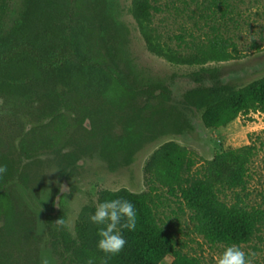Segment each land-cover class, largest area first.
I'll use <instances>...</instances> for the list:
<instances>
[{"label":"trees","instance_id":"16d2710c","mask_svg":"<svg viewBox=\"0 0 264 264\" xmlns=\"http://www.w3.org/2000/svg\"><path fill=\"white\" fill-rule=\"evenodd\" d=\"M157 10L151 0H133L131 9L155 54L189 65L236 57L234 42L222 35L190 55L160 41L151 26ZM220 75L203 66L194 72L197 85L184 92L182 106L200 112L207 128L264 112V77L238 86ZM191 128L185 112L172 104L167 80L136 62L120 0H21L8 27L0 14V165L6 169L0 174V264H40L36 217L19 205L15 184L39 195L47 169L75 176L79 163L94 156L115 172L131 165L145 145ZM255 151L252 144L230 147L194 171L196 151L175 141L161 144L144 167L145 191L99 195L123 197L137 211L136 229L125 230V248L110 258L95 247L96 229L87 220L92 205L81 209L72 234L65 225V195L54 189L45 216L52 251L60 264H86L89 258L94 264H162L167 256L173 257L169 264H204L178 246L160 218L161 188L190 211L195 231L208 243H248L264 224V196L254 207L239 195L232 203L222 195L245 189Z\"/></svg>","mask_w":264,"mask_h":264},{"label":"rangeland","instance_id":"374dc122","mask_svg":"<svg viewBox=\"0 0 264 264\" xmlns=\"http://www.w3.org/2000/svg\"><path fill=\"white\" fill-rule=\"evenodd\" d=\"M158 7L153 12L152 27L167 43L182 54L197 52L215 36L230 38L237 49L234 59L226 62H208L204 65L179 64L152 52L140 31L131 9L133 0H120L123 19L130 29L131 51L136 62L153 75L167 80L172 91V104L181 108L187 115L191 129L180 135L164 136L141 149L133 163L115 172L108 170L106 163L98 156L85 158L79 163L75 176L62 174L56 167L47 169L45 181L39 195L15 184L18 203L25 206L36 217L37 232L42 237L40 264H60L53 253L45 227V216L50 212L52 192L58 189L65 195L67 204L66 228L74 233V227L81 209L92 205L103 190L127 188L133 192L147 189L144 167L147 160L161 144L175 141L193 149L198 154V164L212 159L216 153L230 147L248 144L255 146V155L249 164L245 189L227 190L222 197L229 203L237 200V195L248 205L259 207L264 196V112H251L240 115L227 126L207 128L201 113L195 109H185L181 104L184 92L197 85L192 74L202 66L219 69L220 80L234 82L238 86L264 77V0H151ZM5 9L3 24L10 26L12 18L21 5V0H0ZM231 49V48H230ZM210 84V81H205ZM49 155H42L43 159ZM158 203L159 216L174 233L178 246L186 253L199 257L204 264H213L212 257L226 244H210L197 233L190 211L177 198L161 188ZM246 252L254 253L252 264H264V224L248 243L240 244ZM172 256H167L162 264H169Z\"/></svg>","mask_w":264,"mask_h":264},{"label":"clouds","instance_id":"9594fccd","mask_svg":"<svg viewBox=\"0 0 264 264\" xmlns=\"http://www.w3.org/2000/svg\"><path fill=\"white\" fill-rule=\"evenodd\" d=\"M6 171L0 165V174ZM88 222L95 226V247L105 257H113L121 253L127 243L124 232H132L137 226V211L132 202L123 198L93 200L92 211L87 214ZM56 224L63 225L62 219ZM254 253L246 252L237 244H230L213 255V264H252ZM86 264H94L89 258Z\"/></svg>","mask_w":264,"mask_h":264}]
</instances>
